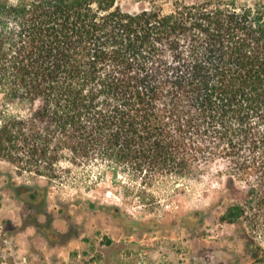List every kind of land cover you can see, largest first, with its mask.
<instances>
[{
	"label": "trees",
	"instance_id": "16d2710c",
	"mask_svg": "<svg viewBox=\"0 0 264 264\" xmlns=\"http://www.w3.org/2000/svg\"><path fill=\"white\" fill-rule=\"evenodd\" d=\"M119 1L0 0V159L52 185L62 163L149 184L223 158L249 188L222 221L264 226V0Z\"/></svg>",
	"mask_w": 264,
	"mask_h": 264
},
{
	"label": "rangeland",
	"instance_id": "374dc122",
	"mask_svg": "<svg viewBox=\"0 0 264 264\" xmlns=\"http://www.w3.org/2000/svg\"><path fill=\"white\" fill-rule=\"evenodd\" d=\"M117 5L133 13L151 6ZM58 168L61 177L50 185L0 159V264H258L246 236L264 249V226L221 219L249 188L245 178L231 177L223 158L197 176L149 184L126 175L98 178L105 170L98 163ZM37 184L50 188L30 202L21 188Z\"/></svg>",
	"mask_w": 264,
	"mask_h": 264
},
{
	"label": "clouds",
	"instance_id": "9594fccd",
	"mask_svg": "<svg viewBox=\"0 0 264 264\" xmlns=\"http://www.w3.org/2000/svg\"><path fill=\"white\" fill-rule=\"evenodd\" d=\"M13 2H15V0H13Z\"/></svg>",
	"mask_w": 264,
	"mask_h": 264
}]
</instances>
